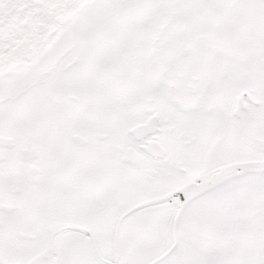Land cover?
<instances>
[{"label": "snow or ice", "instance_id": "1", "mask_svg": "<svg viewBox=\"0 0 264 264\" xmlns=\"http://www.w3.org/2000/svg\"><path fill=\"white\" fill-rule=\"evenodd\" d=\"M0 264H264V0H0Z\"/></svg>", "mask_w": 264, "mask_h": 264}]
</instances>
